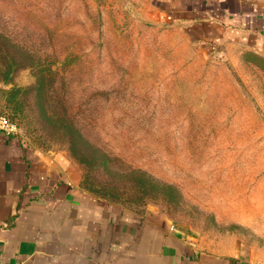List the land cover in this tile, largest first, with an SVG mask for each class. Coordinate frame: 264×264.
<instances>
[{
    "label": "rangeland",
    "instance_id": "1",
    "mask_svg": "<svg viewBox=\"0 0 264 264\" xmlns=\"http://www.w3.org/2000/svg\"><path fill=\"white\" fill-rule=\"evenodd\" d=\"M168 1L0 0V124L94 195L256 249L264 57Z\"/></svg>",
    "mask_w": 264,
    "mask_h": 264
},
{
    "label": "crops",
    "instance_id": "2",
    "mask_svg": "<svg viewBox=\"0 0 264 264\" xmlns=\"http://www.w3.org/2000/svg\"><path fill=\"white\" fill-rule=\"evenodd\" d=\"M167 4L173 12L161 17L207 25L216 40L240 38L264 57V0ZM63 166L0 129V264H264V241L256 249L207 248L163 214L90 193Z\"/></svg>",
    "mask_w": 264,
    "mask_h": 264
},
{
    "label": "built area",
    "instance_id": "3",
    "mask_svg": "<svg viewBox=\"0 0 264 264\" xmlns=\"http://www.w3.org/2000/svg\"><path fill=\"white\" fill-rule=\"evenodd\" d=\"M10 126H4V125H1L0 124V129H3V130H6V131H8V132H13L12 130H11V128H9ZM13 129V128H12ZM259 264V263H258Z\"/></svg>",
    "mask_w": 264,
    "mask_h": 264
}]
</instances>
